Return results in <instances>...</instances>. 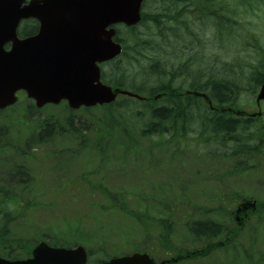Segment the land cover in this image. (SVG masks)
I'll return each instance as SVG.
<instances>
[{"label":"trees","instance_id":"1","mask_svg":"<svg viewBox=\"0 0 264 264\" xmlns=\"http://www.w3.org/2000/svg\"><path fill=\"white\" fill-rule=\"evenodd\" d=\"M144 10L149 11H144L138 25L117 27V39L125 49L121 56L106 64L103 80L141 96L146 93L148 97L145 100L121 97L110 105L96 107L102 110L100 129L95 127L90 134L102 136L91 142L76 130L73 117L76 112L63 105L70 116L64 124L53 116L43 118L37 123V141L58 148L62 158L67 154L75 157L89 149L101 157L96 170L77 180L103 195L110 206L120 205L119 209L141 228L143 238L132 244L134 252L165 259L185 255V248L205 245L194 250L195 256L183 260L204 262L222 255L225 264H264V254L255 251V234L264 225V206L237 223L232 217L237 202L244 196L229 194L222 187L207 196L216 202L210 208L176 200L167 192L162 197L128 194L124 187H106L108 183L104 181L105 172L112 165L108 160L109 143H121L126 155L136 150L135 155L147 159L150 168L156 151L172 150L178 154L188 147L196 148V143L203 141L204 148L198 146L197 153L234 161V167L226 174L253 169L250 161L264 154V116L252 118L250 114L257 108L255 97L264 84V39L258 34L264 33V0H145ZM258 11L263 25L260 30L249 22ZM25 23L23 36L30 35V28H34L31 20ZM217 49L225 50V62L219 61L215 54L210 59L206 54L204 58V53ZM139 80L143 84L137 83ZM194 93L205 94L207 100ZM96 108L80 111L92 113ZM30 110L41 111L32 103ZM83 128L88 129L84 125ZM66 134L71 135L72 138H67L73 144L70 148L59 147L57 137L66 140ZM144 140L149 142L147 149L139 142ZM27 142L30 145L29 141L14 140L11 128L0 124V154L17 152ZM128 162L129 159H122L116 170ZM222 173L225 175L224 170ZM27 175V169L15 166L0 181V249L8 250L12 245L11 227L20 215L37 207ZM77 180L67 181L70 185ZM158 188L152 191L157 192ZM128 195L137 197L138 209H131ZM224 217H228L231 226L219 221ZM179 224L185 228L184 239L178 233ZM243 233H248L249 243L241 242ZM155 242L158 252L149 248V243ZM7 258L22 259L14 251ZM109 258L106 255L99 261Z\"/></svg>","mask_w":264,"mask_h":264},{"label":"rangeland","instance_id":"2","mask_svg":"<svg viewBox=\"0 0 264 264\" xmlns=\"http://www.w3.org/2000/svg\"><path fill=\"white\" fill-rule=\"evenodd\" d=\"M260 12H256L249 18V22L253 23L251 27L258 30L263 28L258 17L259 14L261 15ZM24 26L22 24V29ZM30 30L32 29L30 28ZM258 34L264 39V33L258 31ZM214 54L219 57V61H226V52L223 49L220 51L217 49L215 52L208 51L204 53V58L206 56L209 58L210 55L213 56ZM103 68L104 71H107L106 67ZM139 82L142 81L139 80L137 83ZM139 84H143V82ZM142 96L148 97L146 93ZM20 97L17 106L0 114V124L1 126L5 125L8 129L11 128L14 140L20 139L22 143L29 141L30 145L27 142L22 144L20 150H16L17 152L9 150L0 154V181L5 179L6 172L10 173L12 167L21 166L27 169L29 173L27 176L31 181L32 199L36 202L37 207L34 210L25 211L12 225L13 243L8 250L0 249V256L7 258L9 252L14 251L21 254L22 259L28 258L39 242L43 241L52 246L55 245L50 241V236L53 237L51 239L57 241L58 245L56 246L59 247L83 246L91 256V262H97L102 257L105 258L106 255L113 258L132 254L134 252L132 244L143 238L141 228L122 209H119L120 205L113 206L111 204L110 206V202L105 200L103 195L95 192V189L92 190L89 186L85 187V182L80 183L77 180L89 174L90 171L96 170L101 165V157L96 153H91V149H89L84 152L80 151L79 155L75 157L67 154L62 158V155H58V148H51L49 145L37 141L38 122H42L43 118L53 116L64 124L71 113L64 106L47 107L34 112L30 110L32 102L22 93ZM101 111L100 108H96L92 113L75 111L76 113L73 115L76 130L80 131L86 138L85 140L89 142L102 136L101 133L99 135L90 134L91 129L95 131V127L99 128ZM257 113H259L258 108L250 111V114ZM255 116L257 115H253V117ZM83 125L88 129L84 130ZM88 130L89 132H86ZM66 135V138H72L71 135ZM57 138H59L57 142L59 147L70 148L73 144L71 139L65 140L63 136ZM139 142L144 149L148 148L149 142L145 140ZM199 142L196 143V148L200 146L199 149H203L205 142ZM108 145L110 150L108 160L112 165H109L110 168L106 170L104 175V181L106 180V184L108 183L106 187H124V191L128 194H153L156 197H162L167 192L171 198L176 200L210 208H213L216 202L210 201L207 196L215 193L217 188L222 187L224 190H229V194L237 193L244 196L242 200L238 201V204L248 200L254 201L260 208L264 206V155H261L263 157L258 160L255 158L250 161L253 168L251 171L228 175L226 172L232 170L235 165L234 161H224L220 158L211 157V155L197 153L196 148L193 149V147L183 149L178 154L172 150L167 153L163 150L161 152L154 151L157 156L155 157L154 153L151 162L153 164L147 168L149 161L144 157L135 155L137 154L136 150L126 155L121 143L113 145L109 143ZM49 148H51L50 157L47 156ZM122 159H129L128 164H122L116 170V166ZM132 159H135V163H132ZM222 170H224L225 175ZM74 179L77 181L69 185L67 180ZM65 186H67L66 189H64ZM156 186L159 188L156 189L157 192H153L152 190ZM128 196L131 209H138L137 197L135 195ZM103 206H106L107 209L103 210ZM248 209L250 210V208ZM232 218L237 223H242L245 219L244 214L236 215L235 212ZM219 221L224 222L228 227L232 224L228 217L220 218ZM182 225L179 224L177 230L184 239L186 231ZM233 227H235L234 221ZM255 235L257 237L255 251L264 254V225ZM241 242L249 243L248 233L242 234ZM32 243L36 244L32 245ZM157 246L156 242L149 243L152 252H158ZM203 247L205 245H195L185 248L184 252ZM28 251L29 254H26ZM210 260L191 263L225 264L222 255H216Z\"/></svg>","mask_w":264,"mask_h":264},{"label":"water","instance_id":"3","mask_svg":"<svg viewBox=\"0 0 264 264\" xmlns=\"http://www.w3.org/2000/svg\"><path fill=\"white\" fill-rule=\"evenodd\" d=\"M142 4L143 0H0V110L14 105L22 90L37 108L62 100L73 109L93 107L110 104L119 95L143 99L104 85L99 68L122 51L112 26L138 24ZM30 18L39 22L38 34L20 38L19 26ZM195 94L207 99L205 94ZM262 101L264 84L257 94V102ZM87 260L82 246L68 249L43 242L31 258L0 257V264H86ZM97 264L156 263L148 254L134 253Z\"/></svg>","mask_w":264,"mask_h":264},{"label":"flooded vegetation","instance_id":"4","mask_svg":"<svg viewBox=\"0 0 264 264\" xmlns=\"http://www.w3.org/2000/svg\"><path fill=\"white\" fill-rule=\"evenodd\" d=\"M32 22H33V25H34V28H32V31H31V33H30V35L31 36H33V35H36L37 33H38V30H39V23L36 21V20H32ZM29 35V36H30ZM264 119V118H263ZM257 207H258V204H256V209H257ZM246 210V211H245ZM249 209H247V207H245V208H243V209H240L239 211H238V214H250L249 212L250 211H248ZM181 263H187V264H190L191 262H184V261H182ZM88 264H90V263H88ZM175 264H177V263H175ZM192 264V263H191Z\"/></svg>","mask_w":264,"mask_h":264}]
</instances>
